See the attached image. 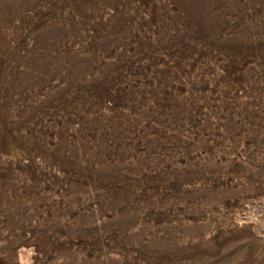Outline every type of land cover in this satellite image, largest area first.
Returning a JSON list of instances; mask_svg holds the SVG:
<instances>
[{
	"label": "rangeland",
	"instance_id": "obj_1",
	"mask_svg": "<svg viewBox=\"0 0 264 264\" xmlns=\"http://www.w3.org/2000/svg\"><path fill=\"white\" fill-rule=\"evenodd\" d=\"M0 264H264V0H0Z\"/></svg>",
	"mask_w": 264,
	"mask_h": 264
}]
</instances>
